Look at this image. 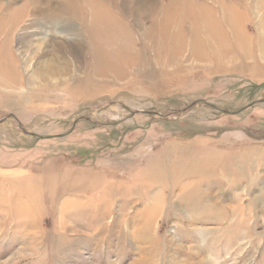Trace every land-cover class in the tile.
Returning <instances> with one entry per match:
<instances>
[{"label":"rangeland","instance_id":"obj_1","mask_svg":"<svg viewBox=\"0 0 264 264\" xmlns=\"http://www.w3.org/2000/svg\"><path fill=\"white\" fill-rule=\"evenodd\" d=\"M263 22L0 0V264H264Z\"/></svg>","mask_w":264,"mask_h":264},{"label":"bare ground","instance_id":"obj_2","mask_svg":"<svg viewBox=\"0 0 264 264\" xmlns=\"http://www.w3.org/2000/svg\"><path fill=\"white\" fill-rule=\"evenodd\" d=\"M203 10V9H202ZM205 12L207 13V10H205ZM204 12V13H205ZM206 15V14H205ZM211 15V14H210ZM203 16V15H202ZM208 16V15H207ZM80 17V16H79ZM96 17V16H95ZM226 17V16H225ZM204 18H205V16H204ZM203 18V19H204ZM213 19V18H212ZM212 19H211V17H210V23H215L216 21H214V19H213V21H212ZM204 20H207V19H204ZM203 20V21H204ZM225 20V19H224ZM229 20V19H228ZM217 23V22H216ZM264 23V22H263ZM202 24H204V23H202ZM210 26H212L211 24H210ZM218 26V25H217ZM206 27H207V24H206ZM213 27V29L215 28L214 26H212ZM230 28V27H229ZM204 30V29H203ZM217 30V29H216ZM207 31V30H206ZM181 32V31H180ZM179 32H177V34H178ZM205 33V32H204ZM207 34V33H206ZM217 34L219 35V31H218V33L216 32V36H217ZM222 34V33H221ZM180 35H181V33L177 36V37H180ZM212 35V34H211ZM214 35V34H213ZM212 35V36H213ZM194 36H196V35H193L192 37L193 38H195L196 39V37H194ZM220 37V36H219ZM209 38H211V36L209 37ZM218 38V37H217ZM221 38V37H220ZM236 38V37H235ZM211 40V39H210ZM179 41V40H178ZM194 41V40H193ZM259 41H261V40H259ZM220 43H222V42H220ZM261 45H264V40H262L261 42ZM217 44H219V43H217ZM212 45V44H211ZM205 46H206V44H205ZM213 46V45H212ZM225 47V46H224ZM223 47V48H224ZM208 50V49H207ZM212 50V49H211ZM205 52V51H204ZM206 53H208V52H206ZM205 53V54H206ZM191 57H192V54H191ZM191 59V58H190ZM214 59V58H213ZM194 60V59H193ZM207 60H209V59H207ZM15 64H14V61L11 59L10 60V58H9V60H6V63H5V69H4V74L2 73L1 74V77L2 76H4L6 79V81L8 80V81H10L11 83H15V84H17V80H18V78H17V74H16V71H15V66H14ZM51 68H52V66H51ZM44 69H46L47 70V68H44ZM53 69V68H52ZM45 70V72L47 73L48 71H46ZM44 74V73H43ZM44 76V75H42L41 73L39 74L38 73V76ZM37 76V75H36ZM46 76V75H45ZM4 77H2V78H4ZM1 78V79H2ZM40 82V81H39ZM14 84V85H15ZM10 85V84H9ZM17 86V85H16ZM15 87V86H14ZM16 90V89H15ZM73 190V192L75 193V192H79L77 189H70L69 191H72Z\"/></svg>","mask_w":264,"mask_h":264}]
</instances>
